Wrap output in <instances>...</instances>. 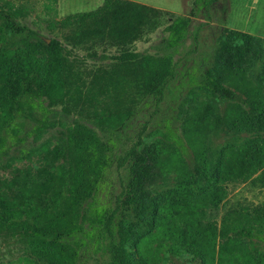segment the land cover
Wrapping results in <instances>:
<instances>
[{
	"label": "trees",
	"instance_id": "16d2710c",
	"mask_svg": "<svg viewBox=\"0 0 264 264\" xmlns=\"http://www.w3.org/2000/svg\"><path fill=\"white\" fill-rule=\"evenodd\" d=\"M217 1L193 0L190 15L202 9L208 12ZM160 13L135 1L104 0L95 9L57 20L72 27L69 38L74 43L99 39L119 49L111 70L92 72L88 101L124 81L155 106L163 100L167 85L175 78L174 58L127 48ZM26 14L25 7L0 0L3 170L11 167V161L29 157L23 146L27 137L54 118L57 105L65 106L67 100L77 103L81 97V78L70 50L56 38L47 42L38 30L21 22ZM190 22L191 16L178 15L165 27L167 49L184 41ZM258 45L259 40L249 33L221 32L214 48L218 58L203 66L198 80L207 98L180 127L187 145L177 130L169 129L166 138L171 142L146 143L139 133L133 144L118 152L105 133L127 127L136 109L109 112L107 123L103 115L90 117L85 109L87 120L75 118L61 144L44 149V164L36 167L35 174L30 176L31 169L26 167L20 182L12 177L10 193L0 192V245L28 249L24 264H77L90 241L100 248L104 264H151L141 241L155 231L163 235L179 231L180 253H190L202 263L206 250L219 237L223 264H264V251L243 243L259 241L264 247V202L227 210L218 233L213 223L204 224L200 217L206 208L218 206L230 182L252 178L264 186V65L256 80L246 73ZM209 131L223 141L206 155L202 144ZM176 143L182 152L191 149L193 162L178 159L184 175L146 200L154 184L167 179L169 163L161 160V153L179 158L172 147ZM113 170H124L125 180L112 208L99 204L98 196Z\"/></svg>",
	"mask_w": 264,
	"mask_h": 264
},
{
	"label": "rangeland",
	"instance_id": "374dc122",
	"mask_svg": "<svg viewBox=\"0 0 264 264\" xmlns=\"http://www.w3.org/2000/svg\"><path fill=\"white\" fill-rule=\"evenodd\" d=\"M10 1L27 9V14L20 17L21 22L38 30L46 41L56 38L70 50V58H75V69L81 78V97L77 103L74 100H67L63 104L65 106L57 105L54 118L38 133H32L27 137L23 146L28 150L29 157L11 161V167L6 170L0 167V192L10 193L12 177L17 176L20 182L21 173L26 167L31 169L30 176L35 174L36 167L44 164V149L60 145L63 134L75 118L81 117L87 120L83 115L85 109L90 112V117L103 115L106 123L109 119V112L125 107L136 109V114L127 127L118 131L109 130L105 133V136H110L116 143L118 152L133 144L139 133L143 142H164L168 139L166 133L169 129L177 130L176 133H179L180 140L187 145V138L181 133L180 127L186 124L188 121L186 118L193 113V108L207 98L208 94L199 86L198 80L203 66L208 61L218 58L214 53V48L222 31L236 30L249 33L257 38L259 40L257 53L247 66L246 73L250 79L256 80L263 72L264 0H218L208 12L202 9L195 16L190 15L193 0H130L157 8L161 13L154 18L155 24L147 25L141 37L127 48L140 54H170L175 60V78L169 82L163 100L156 106L152 101L142 98L137 88L127 81L120 84L113 83L104 94L100 93L88 101L86 94L92 72L96 68L111 70L114 67L113 57L119 49L99 39L74 43L69 38L73 33L72 27L62 26L57 22L62 16L58 15L56 0ZM178 15L191 16L190 26L184 41L177 48L167 49L163 41L167 35L165 27ZM64 107H66L65 110ZM222 141L220 136L209 131L202 144L206 149L205 154L214 153ZM172 147L178 150L176 152L179 158L175 160L169 152L161 153V160L167 159L169 163L167 179L157 181L154 188L146 195V200L150 197H157L159 193L172 187L184 175L178 159L193 162L191 149L188 148L187 152H182L177 143ZM124 176V170L119 173L112 171L107 184L99 193V204L112 208L116 206L117 197L124 184ZM12 188L15 189L16 185ZM263 202V185L254 182L252 178L245 181H234L227 184L226 194L218 206L206 208L200 217L204 224L213 223L218 233L221 219L227 210L242 209ZM178 237L179 231L164 235L160 231H155L143 239L142 249L151 258V264H223V254L221 255L219 251L221 241L219 237L216 243L206 250L204 263L190 253H180V248H178L180 238ZM243 243L254 245L264 251L259 241L245 240ZM96 246L93 241H90L81 251L77 264H104L100 248L97 249ZM27 252L28 249L26 250L21 245H0V264H24V255L28 256ZM36 261L41 262L39 258H36Z\"/></svg>",
	"mask_w": 264,
	"mask_h": 264
},
{
	"label": "crops",
	"instance_id": "0c3cea01",
	"mask_svg": "<svg viewBox=\"0 0 264 264\" xmlns=\"http://www.w3.org/2000/svg\"><path fill=\"white\" fill-rule=\"evenodd\" d=\"M104 0H57L56 7L59 16H64L69 13L78 11H88L100 6ZM81 2V3H80Z\"/></svg>",
	"mask_w": 264,
	"mask_h": 264
},
{
	"label": "water",
	"instance_id": "95a60500",
	"mask_svg": "<svg viewBox=\"0 0 264 264\" xmlns=\"http://www.w3.org/2000/svg\"><path fill=\"white\" fill-rule=\"evenodd\" d=\"M49 40H47V42H48Z\"/></svg>",
	"mask_w": 264,
	"mask_h": 264
}]
</instances>
